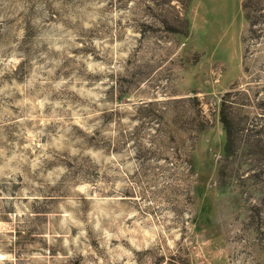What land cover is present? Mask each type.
<instances>
[{
  "label": "rangeland",
  "instance_id": "obj_1",
  "mask_svg": "<svg viewBox=\"0 0 264 264\" xmlns=\"http://www.w3.org/2000/svg\"><path fill=\"white\" fill-rule=\"evenodd\" d=\"M262 114L264 0H0V264H264Z\"/></svg>",
  "mask_w": 264,
  "mask_h": 264
},
{
  "label": "trees",
  "instance_id": "obj_2",
  "mask_svg": "<svg viewBox=\"0 0 264 264\" xmlns=\"http://www.w3.org/2000/svg\"><path fill=\"white\" fill-rule=\"evenodd\" d=\"M230 92H227L226 95H228ZM225 99V98H224ZM263 116H259L258 120H263ZM219 120L222 124V127L225 132V144H224V153L226 157H230L235 154L236 147H237V141L238 138V131L235 127V115L233 111V107L229 105L225 100L221 102V108L219 112ZM251 130L255 129V139L246 141L249 142V145L252 146L254 149H264V124L261 123V121L254 122L253 124H249L247 126L250 127ZM250 130V129H249ZM238 139V140H237ZM258 161L260 159H257Z\"/></svg>",
  "mask_w": 264,
  "mask_h": 264
}]
</instances>
